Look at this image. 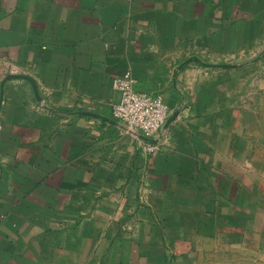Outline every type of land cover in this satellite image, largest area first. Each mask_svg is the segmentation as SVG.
I'll use <instances>...</instances> for the list:
<instances>
[{
  "label": "crops",
  "instance_id": "obj_1",
  "mask_svg": "<svg viewBox=\"0 0 264 264\" xmlns=\"http://www.w3.org/2000/svg\"><path fill=\"white\" fill-rule=\"evenodd\" d=\"M128 70L176 114L158 152L113 117ZM249 78L264 0H0V264H264Z\"/></svg>",
  "mask_w": 264,
  "mask_h": 264
},
{
  "label": "built area",
  "instance_id": "obj_2",
  "mask_svg": "<svg viewBox=\"0 0 264 264\" xmlns=\"http://www.w3.org/2000/svg\"><path fill=\"white\" fill-rule=\"evenodd\" d=\"M113 86L120 92V99L112 106L113 117L127 131L141 133L149 138L162 137L171 112L164 97L136 89V78L131 70L116 79ZM160 149V142L148 141L144 146L148 153Z\"/></svg>",
  "mask_w": 264,
  "mask_h": 264
},
{
  "label": "rangeland",
  "instance_id": "obj_3",
  "mask_svg": "<svg viewBox=\"0 0 264 264\" xmlns=\"http://www.w3.org/2000/svg\"><path fill=\"white\" fill-rule=\"evenodd\" d=\"M209 60H210L209 58L205 59V61H209ZM220 62H223V60ZM259 71H260V69H257V68L252 69L251 78H253V79L256 78L259 75ZM251 78H249L251 84H247V86H246V87L251 86L252 97H254V99L251 100V103H253L255 106L263 107L264 106V99L262 97V94H260V86H258L256 83H252ZM262 104H263V106H262ZM251 119L254 120L255 117L252 116ZM253 124H255V123L253 122ZM259 135L264 138V130H263V132L257 133V136H259ZM219 263L220 264H227V260L219 261Z\"/></svg>",
  "mask_w": 264,
  "mask_h": 264
},
{
  "label": "water",
  "instance_id": "obj_4",
  "mask_svg": "<svg viewBox=\"0 0 264 264\" xmlns=\"http://www.w3.org/2000/svg\"><path fill=\"white\" fill-rule=\"evenodd\" d=\"M192 60L201 61L203 64H205V65H207V66H213V65H214V64H212V63L202 61V60H201L199 57H197V56L189 57L188 59H186V61L183 63V65L186 64L187 62L192 61ZM222 65H224V66H232V65L229 64V63H225V64H222ZM181 66H182V65H181ZM12 77H24V78L29 79V80L33 83L34 88H35V92H36V94L38 95V87H37V85H36L34 79H33L30 75H27V74H21V75H14V74H11V75H8V76L4 79V81H3L2 85H1V88H2L1 96H2V94H3V89H4V86H5V82H6L8 79L12 78ZM0 108H1V104H0ZM175 116H176V114H174V115H172L171 117H169L165 125H167L168 123H170V122L175 118ZM143 138L146 139V140H148V141H155L154 138H149V137H146V136H144V135H143Z\"/></svg>",
  "mask_w": 264,
  "mask_h": 264
}]
</instances>
